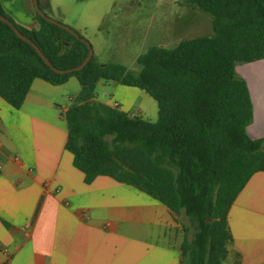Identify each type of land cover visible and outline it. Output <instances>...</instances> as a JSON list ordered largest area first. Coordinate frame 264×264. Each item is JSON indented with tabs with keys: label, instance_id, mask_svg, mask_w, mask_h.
<instances>
[{
	"label": "crops",
	"instance_id": "crops-1",
	"mask_svg": "<svg viewBox=\"0 0 264 264\" xmlns=\"http://www.w3.org/2000/svg\"><path fill=\"white\" fill-rule=\"evenodd\" d=\"M76 1L86 5V14L71 15L75 0L40 3L49 17L78 33L98 34V43L90 44L100 64L133 71L149 48L174 49L206 37L195 34L212 22L183 0ZM0 3L18 25L39 29L33 0ZM236 70L253 105L247 133L264 138V60L238 64ZM148 95L107 80L85 89L71 77L62 85L35 79L20 109L0 97V264H181L184 217L112 177L87 184L66 149L65 115L72 107L101 103L131 118L150 114L149 120L155 112ZM145 102L151 107L141 111ZM228 226L233 240L223 264H264V171L238 195Z\"/></svg>",
	"mask_w": 264,
	"mask_h": 264
},
{
	"label": "trees",
	"instance_id": "trees-1",
	"mask_svg": "<svg viewBox=\"0 0 264 264\" xmlns=\"http://www.w3.org/2000/svg\"><path fill=\"white\" fill-rule=\"evenodd\" d=\"M182 4L211 15L213 35L182 41L174 49L151 47L137 59L138 71L93 57L81 71L59 74L0 21V97L20 109L35 79L62 85L71 77L85 89L107 80L145 90L158 103L156 122L86 102L65 115L66 149L87 184L109 176L185 216L181 264H223L233 240L230 209L251 178L264 171V138L247 133L253 105L236 70L238 64L264 60V0ZM39 5L43 9L40 0ZM33 12L39 29L29 30L0 3V15L55 67L81 65L88 46Z\"/></svg>",
	"mask_w": 264,
	"mask_h": 264
},
{
	"label": "water",
	"instance_id": "water-1",
	"mask_svg": "<svg viewBox=\"0 0 264 264\" xmlns=\"http://www.w3.org/2000/svg\"><path fill=\"white\" fill-rule=\"evenodd\" d=\"M33 4H34V8L36 10V12L43 18L45 19L46 21L54 24V25H57L63 29H65L66 31H68L70 34H72L75 38L81 40L82 42H84L88 48H89V53L87 55V57L85 58V60L83 61V63L75 68H70V69H59L57 67H55L53 65V63L43 54V52L41 51V49L37 46V44L27 38L25 35H23L19 29L14 25V23L12 21H10L7 17L5 16H2L0 15V21L1 22H4L6 23L7 25H9L12 30L16 33V35L24 40L25 42L31 44L34 49L36 50V52L40 55V57L43 59V61L52 69L54 70L55 72L59 73V74H65V73H74V72H78V71H81L82 69H84L88 64L89 62L92 60V58L94 57V51H93V48L90 44V42L88 40H86L85 38H82L81 35L76 31L74 30L72 27L66 25V24H63L51 17H49L43 10L42 8L40 7L39 5V0H33Z\"/></svg>",
	"mask_w": 264,
	"mask_h": 264
},
{
	"label": "rangeland",
	"instance_id": "rangeland-1",
	"mask_svg": "<svg viewBox=\"0 0 264 264\" xmlns=\"http://www.w3.org/2000/svg\"><path fill=\"white\" fill-rule=\"evenodd\" d=\"M75 2H76V4H77V9H74L73 10V12H72V14L71 15H74V16H82L83 14H86L87 12H88V10H86V9H84V7H86V5L85 4H82V3H79L78 1H76L75 0ZM201 12V14H202V16H203V18H205V20L207 21V19L209 18L210 20H212V17H211V15H209L208 13H205V12H203V11H200ZM77 21H78V18H77ZM207 24H209V23H207ZM68 26H70V25H68ZM70 27H72V26H70ZM73 28V27H72ZM74 29V28H73ZM74 30H76V29H74ZM77 31V30H76ZM79 33H81V32H79ZM96 33V32H95ZM201 33V32H200ZM213 26H212V22H211V25H210V27L206 30V32H202L201 34H199V33H197V34H195V35H202V36H211V35H213ZM82 34V33H81ZM83 35V34H82ZM96 35H98V34H95L94 35V33H93V29H91V34H89V36H84L85 37V39L86 40H88L93 46H94V44L93 43H95V44H97L98 43V38H97V36ZM66 46H68V44L66 45ZM69 47V46H68ZM104 58H106L105 57V55H103L102 56V59H104ZM104 61V60H103ZM107 61V60H106ZM134 67L136 68V70H139V65L137 64V63H135V65H134ZM149 96V95H148ZM149 98H151L150 100L153 102L152 104H154V115L152 116V118H150L149 120L151 121V122H156L157 120H158V112H157V110H158V104H157V102L152 98V97H150L149 96ZM151 107V104L149 103V102H145V104L144 105H142L141 106V108H140V110L141 111H146V108L147 109H149ZM138 113H140V112H138ZM151 115L149 114V116L147 115V114H143V117L145 118V119H148L149 117H150ZM184 217V220H185V222H186V224L187 225H189V221L187 220V218L185 217V216H183ZM193 234V233H192ZM192 234H190V238H192L193 237V235Z\"/></svg>",
	"mask_w": 264,
	"mask_h": 264
}]
</instances>
